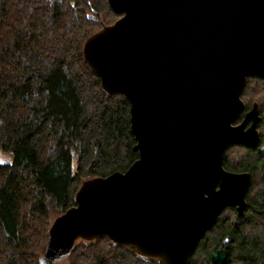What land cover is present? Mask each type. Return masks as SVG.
<instances>
[{
  "label": "water",
  "instance_id": "95a60500",
  "mask_svg": "<svg viewBox=\"0 0 264 264\" xmlns=\"http://www.w3.org/2000/svg\"><path fill=\"white\" fill-rule=\"evenodd\" d=\"M108 3L121 17L83 55L107 94L128 99L139 159L82 183L76 206L53 219L40 264L103 236L159 264H190L225 209L241 217L249 206L250 174L224 159L233 145L260 144L259 106L244 113L242 95L249 78L264 80V0ZM227 259L224 244L210 264Z\"/></svg>",
  "mask_w": 264,
  "mask_h": 264
},
{
  "label": "trees",
  "instance_id": "16d2710c",
  "mask_svg": "<svg viewBox=\"0 0 264 264\" xmlns=\"http://www.w3.org/2000/svg\"><path fill=\"white\" fill-rule=\"evenodd\" d=\"M120 16L108 0H0V264H40L54 214L76 206L86 180L125 173L139 159L130 103L109 95L87 65L85 41ZM246 109L259 105L257 149L230 147L224 167L251 176L248 207L227 208L190 264H264V81L249 78ZM69 264H159L107 236L78 242Z\"/></svg>",
  "mask_w": 264,
  "mask_h": 264
},
{
  "label": "rangeland",
  "instance_id": "374dc122",
  "mask_svg": "<svg viewBox=\"0 0 264 264\" xmlns=\"http://www.w3.org/2000/svg\"><path fill=\"white\" fill-rule=\"evenodd\" d=\"M53 1H59V0H53ZM119 16V15H118ZM121 17V16H120ZM119 17V18H120ZM118 18V19H119ZM117 19V20H118ZM249 80V79H248ZM264 81V80H263ZM248 82V81H247ZM247 85V84H246ZM246 88V87H245ZM244 93V92H243ZM242 99H243V101H244V103H245V106H246V102H245V100H244V98H243V95H242ZM256 104V103H255ZM254 104V105H255ZM254 105H253V107H254ZM259 106V105H258ZM253 107L251 108V109H249V110H247V109H245V112L244 113H248V112H250L252 109H253ZM243 117H244V114L241 116V119L239 120V121H237V123L236 124H239V123H241V121H242V119H243ZM259 125H260V123H259ZM258 129H259V127H258ZM259 132H260V130H259ZM233 146H239V145H233ZM232 147V146H231ZM242 147V146H241ZM226 154V153H225ZM14 162V156L12 155V154H10V153H6V152H3V151H0V164H11V163H13ZM224 212V211H223ZM222 212V213H223ZM58 215L57 214H54L53 216H52V219H51V223H52V221H53V219L54 218H56ZM59 264H69V259H65V260H63L62 262H60Z\"/></svg>",
  "mask_w": 264,
  "mask_h": 264
}]
</instances>
